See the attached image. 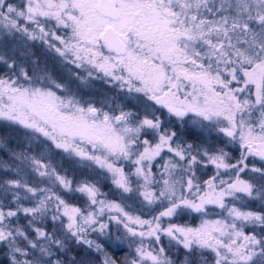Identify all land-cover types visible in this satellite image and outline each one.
<instances>
[{
  "label": "snow or ice",
  "instance_id": "snow-or-ice-1",
  "mask_svg": "<svg viewBox=\"0 0 264 264\" xmlns=\"http://www.w3.org/2000/svg\"><path fill=\"white\" fill-rule=\"evenodd\" d=\"M8 38L43 43L83 69L76 79L116 84L143 106L109 111L82 100L40 69L27 47L21 59L30 68L0 55L11 73L0 76V122L27 130L15 148L0 136L8 157L0 158V262L264 264V0H0V43ZM162 110L226 142L181 143ZM231 145L238 155L226 150ZM53 149L97 176L110 174L122 193L134 191L133 177L142 180L135 191L163 210L142 219L100 199L99 180L70 178L53 163ZM165 155L167 178L155 180L153 162ZM126 163L134 170L125 171ZM208 166L215 174L201 180L197 171ZM209 206L221 218L207 219ZM193 212L201 215L198 226L164 222ZM130 239L134 249L118 261L109 249ZM72 246L85 257L71 255ZM181 248L183 260L173 259Z\"/></svg>",
  "mask_w": 264,
  "mask_h": 264
},
{
  "label": "rangeland",
  "instance_id": "rangeland-1",
  "mask_svg": "<svg viewBox=\"0 0 264 264\" xmlns=\"http://www.w3.org/2000/svg\"><path fill=\"white\" fill-rule=\"evenodd\" d=\"M58 34L63 35L64 33L62 30H58ZM25 47H27L31 51V53H33V56L31 57V59H35L39 62V68L40 69L46 68L49 72L52 73V75L54 76L55 79H57L58 81H60L62 83H66L68 85L69 89L73 93L78 95L80 98H82V100L91 101V102L95 103V105L97 107L103 106L105 108V110H109V111L112 109H115L118 105L122 106L124 108V110H133L136 112L141 111L143 104H142V101L140 100L139 97L135 96L134 94L130 95L126 91L120 89L116 84L108 83L106 80H103V79L92 78L89 81L81 82L80 80L76 79V76L74 74L78 73L80 76H84L85 72L83 71V69H77L75 66L61 61V59L57 56L56 53L49 50L43 43H41L39 41L28 42L25 45L23 42H17L15 40H13L12 38H8L6 40H3L2 43H0V55H5V59H8V55L14 54V58L17 60L18 63H23V65L25 67L30 68V63L28 61H23L21 59V53H23ZM0 64L5 66V64H3V63H0ZM57 65L58 66L61 65V66L57 67ZM56 68H62L64 71L61 73H58V69H56ZM10 74L11 73H10L9 69L7 68L5 75H10ZM30 74H32L31 71H30ZM233 86H236V85H233ZM61 94H63V93H61ZM164 111H166V110H164ZM0 123H2V124L5 123V125H10L12 127L18 128L22 132V135L25 137V132L27 130L23 129L22 126L12 125V124H9L7 122H0ZM197 127H199V126L197 125ZM199 128H201V127H199ZM204 130H207V129H204ZM233 146H235V145H233ZM45 147L50 148L51 145L48 144ZM58 151L60 152V150L53 149L50 153V155L52 156L54 164H57V162L55 161L54 153L58 152ZM69 158L75 160L76 162H79L78 158H75V157H69ZM167 159H168V156L165 155L164 160H162L160 164L158 163V168L160 171L163 170L160 167V165L163 164L165 162V160H167ZM79 164H81V163L79 162ZM256 166L260 167V165H258V164ZM124 167H125V171L134 170L133 166H131L130 164H127V163L124 165ZM201 170L203 171V169H200L197 171L198 176L202 172ZM213 171H214V168H213ZM91 173H93V178H91V179H93V180L98 179L99 180L98 187L100 188L101 193L104 194L101 197H99L100 199L118 203L124 208L125 211L129 212L130 214H132L134 216L139 215V216H141L142 219H150L151 217L159 214V213H157L156 215H142V214H138V213H135V212L128 210L121 201H119L118 199H115L114 197H112L110 194L105 192L100 187V184H101V182H103V180H108V181L112 182L110 174H108L107 176H105L104 174L97 176L96 173L92 172V170H91ZM214 174L215 173H213V175ZM177 175H179V173H177ZM157 177H156V180H162L164 178H167L166 176H162L160 172L157 174ZM225 178H227V177H225ZM137 183L142 184L143 181L142 180L137 181V179L135 177H133L132 186L134 188V191L132 193H128L129 199L131 198L133 200V198H136L139 200H143V198L139 195V193L135 191V187H136ZM112 184H113V182H112ZM161 186H162V184H161ZM133 196H135V197H133ZM249 206L253 209H258L259 203L258 202H250ZM209 207H210V210L213 211V214L206 217L207 219L221 218L222 210H220L218 208H214V206H209ZM116 214L117 213H116L115 209H113L111 212V215H116ZM108 215H109V213L106 211L105 212V220L106 221H107ZM185 215H186V219L184 220L185 222H178V219H175V218H172L170 221L167 218H165L164 222L165 223L170 222V223H175V224L184 225V226H192V227L199 225V223L201 221V215L199 213H194V212L193 213H185ZM176 218H178V217H176ZM21 220L22 219H20V221H19V223L21 225L26 224V223H22ZM110 227H111L112 232L115 234L117 225L115 224L114 221L111 223ZM137 230L139 231V230H143V229L138 228ZM248 230L249 229H246V231H248ZM120 231L121 232L124 231L122 226L120 227ZM92 238L95 239V235H93ZM129 244L132 245L131 249L129 248ZM161 244L164 245L166 251H168V254L170 256H172L173 253H172V251L169 250V244H168L167 237L161 238ZM124 245L126 246L127 250H126V254L123 255L122 260L125 257L129 256L131 254L132 249H134V247H135V244H132L131 239L129 241H127ZM81 250H82V253H80V257H78L77 260L84 258L86 255L85 250L83 248H81ZM184 255H185V252L181 248L173 256V259H177L178 261L183 260ZM114 258L117 259L116 257H114ZM209 259H210V257H209ZM118 261H119V259H118Z\"/></svg>",
  "mask_w": 264,
  "mask_h": 264
},
{
  "label": "trees",
  "instance_id": "trees-1",
  "mask_svg": "<svg viewBox=\"0 0 264 264\" xmlns=\"http://www.w3.org/2000/svg\"><path fill=\"white\" fill-rule=\"evenodd\" d=\"M61 65H57V67H60ZM58 69V73L63 72L64 70L62 68H56ZM7 68L4 65L0 64V76H4L6 74ZM161 116V119L165 121L166 127H171L173 130L177 131L178 135L182 138L181 143L183 142H189L193 145H204V146H215L220 145L223 146L226 142V138L222 137L221 134L215 132V131H209L201 129L197 127L195 123L192 122L190 118H186L185 121H178L174 117H168L167 112L162 110L161 112L157 113ZM170 121V123H169ZM0 136L5 137L8 141V146L15 148L17 144H23L25 137L22 135V132L15 127H12L10 125H5V123H0ZM236 146H229L226 148L227 151L231 152L233 155H238V153L235 151ZM55 161L59 166H62L64 170H66L67 174L70 178L74 179H80L83 176H89V178H93V173H91L90 169H87L84 167V165L79 164V162H76L75 160L69 158L65 154H62L61 152H55L54 153ZM0 158H3L7 160V153L0 150ZM162 160L159 158L154 161L152 165V171L154 178L156 180L157 174L162 171L158 168V163L160 164ZM260 165V164H258ZM262 166V165H260ZM202 171V170H201ZM214 173L213 167L208 166L206 168H203V171L200 173L199 177L201 180H207L210 176H212ZM8 175H11L10 173ZM0 178H6L4 171L0 170ZM158 178V177H157ZM100 187L110 194L115 199H118L121 201L125 207L135 213L142 214V215H156L160 211L163 210V206H146L143 200H139L136 198H133V200L128 196V193H122V190L115 187L112 182L108 180H103L101 182ZM155 188L162 187L161 185H154ZM132 195V194H131ZM128 196V197H127ZM135 197V196H133ZM67 198V197H66ZM74 203H77L79 206H83V200L77 198L73 200ZM134 202V203H133ZM180 217V218H179ZM178 222H185L186 215L183 214L179 216ZM22 223H26V220L21 218ZM174 219V220H175ZM49 230H51V224L48 225ZM126 246L122 245L120 249L113 250L109 249L111 254L119 259V261L122 260L123 255L126 254ZM80 253H82L81 248H78L76 246H72L71 255H74L76 258L80 257ZM0 264H7L6 261L0 262Z\"/></svg>",
  "mask_w": 264,
  "mask_h": 264
}]
</instances>
